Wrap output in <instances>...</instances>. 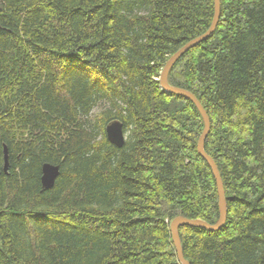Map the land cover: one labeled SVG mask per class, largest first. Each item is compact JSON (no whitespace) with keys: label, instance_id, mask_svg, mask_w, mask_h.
<instances>
[{"label":"trees","instance_id":"1","mask_svg":"<svg viewBox=\"0 0 264 264\" xmlns=\"http://www.w3.org/2000/svg\"><path fill=\"white\" fill-rule=\"evenodd\" d=\"M220 3L169 83L209 115L228 217L180 238L190 264H264V0ZM214 12V0H0V264H181L172 221L218 223L204 120L159 80ZM115 121L122 148L107 138ZM46 163L60 167L49 190Z\"/></svg>","mask_w":264,"mask_h":264},{"label":"water","instance_id":"2","mask_svg":"<svg viewBox=\"0 0 264 264\" xmlns=\"http://www.w3.org/2000/svg\"><path fill=\"white\" fill-rule=\"evenodd\" d=\"M215 3V12L212 24L209 28V30L203 34L202 36L190 41L187 43L184 47H182L180 50H178L171 58L167 61L161 76H160V84L161 89L170 94L178 95L184 98H187L190 100L199 110L203 120H204V130L199 138V142L197 145V150L199 155L207 161L209 164L212 173L214 175V178L216 180L217 184V191L219 196V210H220V218L217 224L212 225L204 220L200 219H188L184 217H177L175 218L170 226L171 234L173 243L176 248L177 257L181 264H190L183 252L181 238H180V229L184 226L191 227V228H200L207 230L209 232H217L221 230L227 222L228 217V204L225 196V189H224V183L221 178L220 171L218 169V166L214 159L206 152L205 149V142L208 138L210 131H211V121L209 118L208 113L206 112L205 108L199 101V99L190 91L177 88L172 86L169 83V74L174 65L183 57L185 56L190 50L194 49L201 43L207 41L215 32L219 21H220V14H221V3L220 0H214ZM106 134L108 140L115 146L122 148L125 144L126 138L124 134V126L120 121H115L107 126L106 128ZM4 160H5V167L4 171L7 173L9 169V152L7 146L4 147ZM60 175V167L56 165H52L49 163H46L43 165L42 168V185L45 190L52 189L55 186L56 180Z\"/></svg>","mask_w":264,"mask_h":264},{"label":"bare ground","instance_id":"3","mask_svg":"<svg viewBox=\"0 0 264 264\" xmlns=\"http://www.w3.org/2000/svg\"><path fill=\"white\" fill-rule=\"evenodd\" d=\"M184 57V56H183ZM113 123V122H112ZM107 128V127H106ZM124 134H125V138H126V133H125V131H124ZM127 139V138H126ZM125 143H126V141H125Z\"/></svg>","mask_w":264,"mask_h":264},{"label":"rangeland","instance_id":"4","mask_svg":"<svg viewBox=\"0 0 264 264\" xmlns=\"http://www.w3.org/2000/svg\"><path fill=\"white\" fill-rule=\"evenodd\" d=\"M98 111V109L96 110V112Z\"/></svg>","mask_w":264,"mask_h":264}]
</instances>
